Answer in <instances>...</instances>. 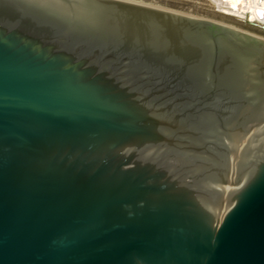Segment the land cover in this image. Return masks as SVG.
Listing matches in <instances>:
<instances>
[{
	"label": "water",
	"instance_id": "obj_1",
	"mask_svg": "<svg viewBox=\"0 0 264 264\" xmlns=\"http://www.w3.org/2000/svg\"><path fill=\"white\" fill-rule=\"evenodd\" d=\"M0 264H264V44L0 0Z\"/></svg>",
	"mask_w": 264,
	"mask_h": 264
},
{
	"label": "rangeland",
	"instance_id": "obj_2",
	"mask_svg": "<svg viewBox=\"0 0 264 264\" xmlns=\"http://www.w3.org/2000/svg\"><path fill=\"white\" fill-rule=\"evenodd\" d=\"M137 2L158 6L186 15L206 18L242 30L264 40V29L243 20L246 15L234 12L224 0H134ZM247 17V16H246Z\"/></svg>",
	"mask_w": 264,
	"mask_h": 264
},
{
	"label": "bare ground",
	"instance_id": "obj_3",
	"mask_svg": "<svg viewBox=\"0 0 264 264\" xmlns=\"http://www.w3.org/2000/svg\"><path fill=\"white\" fill-rule=\"evenodd\" d=\"M130 1H134V0H130ZM224 1L225 4L228 5V7L231 10H234V12H238L246 16L247 14H249L250 20H259L264 22V0H224ZM229 28L236 30L238 32H242L243 34H246L253 40L261 41L264 44V40L258 37H255L251 34H248L242 30L233 28L231 26H229Z\"/></svg>",
	"mask_w": 264,
	"mask_h": 264
},
{
	"label": "built area",
	"instance_id": "obj_4",
	"mask_svg": "<svg viewBox=\"0 0 264 264\" xmlns=\"http://www.w3.org/2000/svg\"><path fill=\"white\" fill-rule=\"evenodd\" d=\"M243 20L247 21L248 23L250 24H253V25H259L261 26L263 29H264V22L262 21H259V20H250L249 19V14H247V17H241Z\"/></svg>",
	"mask_w": 264,
	"mask_h": 264
}]
</instances>
